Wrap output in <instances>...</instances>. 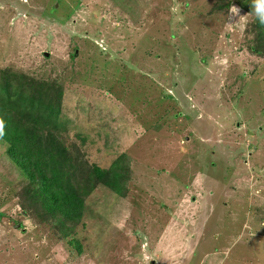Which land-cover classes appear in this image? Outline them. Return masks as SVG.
I'll return each instance as SVG.
<instances>
[{"label": "rangeland", "instance_id": "obj_1", "mask_svg": "<svg viewBox=\"0 0 264 264\" xmlns=\"http://www.w3.org/2000/svg\"><path fill=\"white\" fill-rule=\"evenodd\" d=\"M255 18L238 0H0V72L60 84L59 138L85 170L120 174L61 233L21 207L0 138V264H264Z\"/></svg>", "mask_w": 264, "mask_h": 264}, {"label": "trees", "instance_id": "obj_2", "mask_svg": "<svg viewBox=\"0 0 264 264\" xmlns=\"http://www.w3.org/2000/svg\"><path fill=\"white\" fill-rule=\"evenodd\" d=\"M238 3L246 13H254L252 0H238ZM255 19L256 27L261 28L258 37L262 42L264 25ZM253 41L254 38L251 45ZM251 45L249 50L264 58V52L254 50ZM0 75V122L3 125L0 138L8 144L7 157L28 181L25 193L30 199L27 207L24 204L21 207L25 211L33 210L39 202L46 216L61 225V233H65L62 225L70 231L82 219L84 200L96 184L120 192L116 165L109 171L95 165L85 170L84 165L71 156V151L59 138L65 126L60 121L63 95L60 84L16 76L9 69L2 70Z\"/></svg>", "mask_w": 264, "mask_h": 264}, {"label": "clouds", "instance_id": "obj_3", "mask_svg": "<svg viewBox=\"0 0 264 264\" xmlns=\"http://www.w3.org/2000/svg\"><path fill=\"white\" fill-rule=\"evenodd\" d=\"M251 8L254 11V14L261 25H264V0H252ZM229 17L231 22H238L242 16L240 15V9L235 5H232L229 9ZM236 17H239L237 20ZM231 22L229 23V27L231 26ZM2 122H0V133H2Z\"/></svg>", "mask_w": 264, "mask_h": 264}, {"label": "water", "instance_id": "obj_4", "mask_svg": "<svg viewBox=\"0 0 264 264\" xmlns=\"http://www.w3.org/2000/svg\"><path fill=\"white\" fill-rule=\"evenodd\" d=\"M18 227V226H17Z\"/></svg>", "mask_w": 264, "mask_h": 264}]
</instances>
